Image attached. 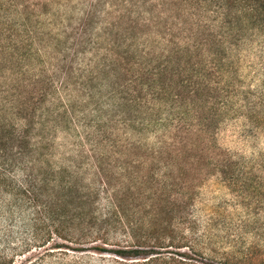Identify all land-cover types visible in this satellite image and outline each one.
I'll return each mask as SVG.
<instances>
[{
    "label": "rangeland",
    "instance_id": "rangeland-1",
    "mask_svg": "<svg viewBox=\"0 0 264 264\" xmlns=\"http://www.w3.org/2000/svg\"><path fill=\"white\" fill-rule=\"evenodd\" d=\"M227 1L0 0V165L32 218L81 246L264 264V21ZM52 85L103 100L100 120L49 134L25 106Z\"/></svg>",
    "mask_w": 264,
    "mask_h": 264
},
{
    "label": "trees",
    "instance_id": "trees-1",
    "mask_svg": "<svg viewBox=\"0 0 264 264\" xmlns=\"http://www.w3.org/2000/svg\"><path fill=\"white\" fill-rule=\"evenodd\" d=\"M227 2L226 0V5ZM237 2H242L243 4H241V10L245 12L244 21L248 22L252 19L253 21H258V23L261 22L263 27L264 0H237L230 2L228 6L232 11ZM222 3L223 6L225 1H222ZM253 21L251 25H254ZM238 22L243 23V20H238ZM239 31L236 30L233 35V37L239 36L240 39L238 41L244 38L240 36ZM64 89L52 85L49 89L41 92L40 95L32 96L26 103L25 107L28 111L30 110L32 118L43 123L49 134L57 133L61 130L70 131L74 128V125L91 128L94 121L100 120L101 107L105 103L103 100H97L98 103H94L88 98L74 95V90L70 89L71 92H69ZM15 103L14 101L12 110L16 108ZM15 180V175L7 172L0 165V209L2 210L0 227L1 222L6 223L4 229L0 228V264H16L18 259L20 260L18 264H26L25 262L31 261H22V258H26L27 255L36 252H38V255L33 257H37V260L29 264H36L37 261L45 262L50 257H56L59 264H86L84 263V258L89 256V252L99 254L101 260L107 257L104 255L109 254V257H114L109 258L112 259L111 261L114 264H188L186 254L180 252H178L179 254L171 253L168 256L158 250H153L156 248L133 246L108 250L101 246H81L82 240L80 236L76 238L74 233L73 236L69 234L68 237L64 238L63 234H59L57 228L53 232L48 224L41 225L32 218L29 211L34 199L31 198L29 201L22 196ZM35 199H38L37 196H35ZM44 213L48 215L47 211ZM17 215L21 218V227L19 228L30 234L21 241L13 236ZM102 216L106 219L105 223L108 228L112 229L115 223H119L126 231L124 220L115 206L112 205ZM63 219L60 217L58 221H63ZM87 237L90 239L89 243L91 244H98L101 241L100 234L98 235L95 232L90 233ZM105 241L103 243L107 246L109 240L106 239Z\"/></svg>",
    "mask_w": 264,
    "mask_h": 264
}]
</instances>
